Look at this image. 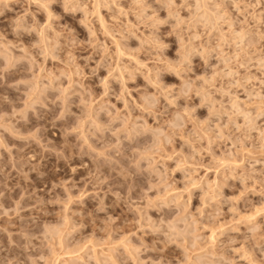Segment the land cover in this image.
I'll use <instances>...</instances> for the list:
<instances>
[{
  "label": "rangeland",
  "instance_id": "1",
  "mask_svg": "<svg viewBox=\"0 0 264 264\" xmlns=\"http://www.w3.org/2000/svg\"><path fill=\"white\" fill-rule=\"evenodd\" d=\"M0 264H264V0H0Z\"/></svg>",
  "mask_w": 264,
  "mask_h": 264
},
{
  "label": "bare ground",
  "instance_id": "2",
  "mask_svg": "<svg viewBox=\"0 0 264 264\" xmlns=\"http://www.w3.org/2000/svg\"><path fill=\"white\" fill-rule=\"evenodd\" d=\"M14 72H17V71H14ZM18 72H19V71H18ZM13 74H15V73H13ZM13 74H12V75H13ZM13 76H14V75H13ZM15 76H16V75H15ZM32 122H33V121H32ZM20 125H21V124H20ZM20 125H19V126H20ZM24 126H25V125H24ZM21 127H23V126H21ZM28 127H29V126H28ZM24 128H25V127H24ZM71 154H72V153H70V155H71Z\"/></svg>",
  "mask_w": 264,
  "mask_h": 264
}]
</instances>
